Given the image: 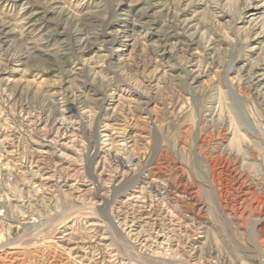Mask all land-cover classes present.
Instances as JSON below:
<instances>
[{
	"label": "rangeland",
	"instance_id": "obj_1",
	"mask_svg": "<svg viewBox=\"0 0 264 264\" xmlns=\"http://www.w3.org/2000/svg\"><path fill=\"white\" fill-rule=\"evenodd\" d=\"M257 67L264 0H0V264H264Z\"/></svg>",
	"mask_w": 264,
	"mask_h": 264
},
{
	"label": "bare ground",
	"instance_id": "obj_2",
	"mask_svg": "<svg viewBox=\"0 0 264 264\" xmlns=\"http://www.w3.org/2000/svg\"><path fill=\"white\" fill-rule=\"evenodd\" d=\"M260 8H252V11L254 12V13H252L251 14V17H252V19L253 20H255V16L257 15L256 13H255V11H257V10H259ZM260 71H262V67H260V68H256V72H255V74H254V76H253V84H254V86L256 85L257 86V84L259 85V84H261L263 81H264V74H262V73H260ZM253 86V85H252ZM262 88L264 89V84L262 85ZM262 224V223H261ZM260 224V229H261V231L262 232H264V230H263V228H264V224H262L261 225Z\"/></svg>",
	"mask_w": 264,
	"mask_h": 264
}]
</instances>
